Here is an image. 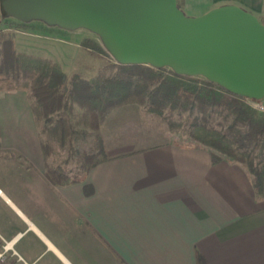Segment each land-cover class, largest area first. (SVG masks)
<instances>
[{
  "label": "crops",
  "instance_id": "crops-1",
  "mask_svg": "<svg viewBox=\"0 0 264 264\" xmlns=\"http://www.w3.org/2000/svg\"><path fill=\"white\" fill-rule=\"evenodd\" d=\"M224 5L264 24V0H177L189 17ZM103 142L108 159L64 184L36 151L0 159V264H264V199L243 167L172 143Z\"/></svg>",
  "mask_w": 264,
  "mask_h": 264
},
{
  "label": "trees",
  "instance_id": "trees-1",
  "mask_svg": "<svg viewBox=\"0 0 264 264\" xmlns=\"http://www.w3.org/2000/svg\"><path fill=\"white\" fill-rule=\"evenodd\" d=\"M26 24L21 22L19 27L27 28ZM79 46L91 55L106 53L92 39H82ZM104 70L89 79L69 80L55 61L16 51L13 36L0 30V92L28 90L33 111L63 136L71 131L62 114L71 113L75 105L83 111L94 131V143L76 154L82 176L108 159L99 133L101 121L115 109L138 105L167 118L186 114L187 143L183 146L207 151L212 164L240 165L255 197L264 199V112L201 76L176 75L167 67L120 64L113 59ZM48 152L44 151V159ZM45 166L53 183L79 180L60 166Z\"/></svg>",
  "mask_w": 264,
  "mask_h": 264
},
{
  "label": "water",
  "instance_id": "water-1",
  "mask_svg": "<svg viewBox=\"0 0 264 264\" xmlns=\"http://www.w3.org/2000/svg\"><path fill=\"white\" fill-rule=\"evenodd\" d=\"M0 13L96 35L120 64L167 67L264 102V24L235 5L189 17L177 0H0Z\"/></svg>",
  "mask_w": 264,
  "mask_h": 264
},
{
  "label": "rangeland",
  "instance_id": "rangeland-1",
  "mask_svg": "<svg viewBox=\"0 0 264 264\" xmlns=\"http://www.w3.org/2000/svg\"><path fill=\"white\" fill-rule=\"evenodd\" d=\"M19 23L0 13V30L13 36L16 51L56 61L69 80L92 78L105 72L104 67L113 61L105 48L106 53L91 55L78 47L84 38L102 45L98 35L86 29L67 30L41 21L27 22V28H20ZM32 107L33 99L26 89L0 92V159L17 158L32 150L38 153L35 160L38 164L60 166L72 179H80L82 172L76 154L94 143V131L83 117V111L75 105L71 113L62 114L71 131L63 136L61 130L56 131L53 124L37 116ZM112 113L118 114L105 119L99 133L114 143L137 146L147 141L181 146L187 143L186 114L182 118L177 115L167 118L153 115L145 106L138 105H127ZM45 150L49 152L44 159Z\"/></svg>",
  "mask_w": 264,
  "mask_h": 264
},
{
  "label": "built area",
  "instance_id": "built-area-1",
  "mask_svg": "<svg viewBox=\"0 0 264 264\" xmlns=\"http://www.w3.org/2000/svg\"><path fill=\"white\" fill-rule=\"evenodd\" d=\"M245 99H247V98H245ZM247 100L249 101V104L253 108H255V109L259 110V111L264 112V102H262V101H255V100H251V99H247Z\"/></svg>",
  "mask_w": 264,
  "mask_h": 264
}]
</instances>
